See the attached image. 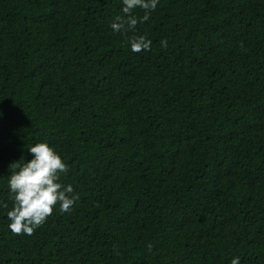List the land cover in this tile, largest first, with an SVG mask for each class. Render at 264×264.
I'll return each mask as SVG.
<instances>
[{
  "label": "trees",
  "instance_id": "trees-1",
  "mask_svg": "<svg viewBox=\"0 0 264 264\" xmlns=\"http://www.w3.org/2000/svg\"><path fill=\"white\" fill-rule=\"evenodd\" d=\"M122 7L0 0V264H264V0H159L126 35ZM37 142L79 198L14 234Z\"/></svg>",
  "mask_w": 264,
  "mask_h": 264
},
{
  "label": "clouds",
  "instance_id": "clouds-1",
  "mask_svg": "<svg viewBox=\"0 0 264 264\" xmlns=\"http://www.w3.org/2000/svg\"><path fill=\"white\" fill-rule=\"evenodd\" d=\"M158 3L159 0H122L124 16L117 17L110 24L111 29L122 35L134 33L138 24L150 18ZM136 9H142L143 15H136ZM151 43L143 35L128 40L133 52L147 51ZM161 43L166 44V41ZM27 150L31 158L14 163L15 171L7 181L13 201L11 209L7 211V227L14 234L31 235L53 214L56 206L62 213L70 212L79 197L71 184L61 182V176L68 174L69 166L53 146L48 142H37ZM230 264H241L240 257L233 256Z\"/></svg>",
  "mask_w": 264,
  "mask_h": 264
}]
</instances>
